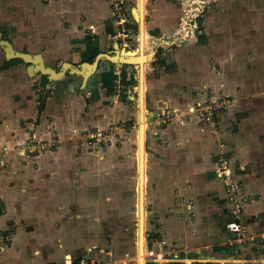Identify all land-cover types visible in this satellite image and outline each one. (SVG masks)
Here are the masks:
<instances>
[{"label": "crops", "instance_id": "0c3cea01", "mask_svg": "<svg viewBox=\"0 0 264 264\" xmlns=\"http://www.w3.org/2000/svg\"><path fill=\"white\" fill-rule=\"evenodd\" d=\"M16 1L0 0L5 10L12 3L17 4ZM27 1L20 0L16 17L4 13L9 30H13L9 35L11 40L0 30L14 48L40 52L44 62L51 65L65 60L75 64L91 61L103 52L99 47L102 38L97 33L110 32L113 25H120L107 0H35V10H31ZM258 1L259 6L245 4L246 9L253 6L255 10L247 17L249 22L240 35L237 29L242 27H231L235 19L230 16L235 8L227 11L230 19L227 21L213 13V18L218 15L220 18L213 21L211 30L207 27L211 15L204 16V34L202 25L195 26L194 20L190 23L181 17L175 33L189 40L184 50L195 57L187 59L178 70L166 71L149 81L154 107L176 109L169 123H160V134L153 142L157 154L156 207L161 205L155 209L163 216L162 229L183 250L180 254L166 251L161 260L152 259L155 262L151 264H264V0ZM236 2L239 1H227L233 3L229 4L231 7H236ZM191 3L188 0L187 4ZM219 3L218 8L225 2ZM203 15L189 19L195 18L201 24ZM196 33H202L205 38L194 45L192 39ZM226 37L228 41L223 42ZM114 42L122 50L115 40L104 51L113 52ZM8 60L0 46V264H70L66 257L83 250L74 253L71 244L61 237L59 232L65 227L60 221L66 215L68 228L81 214L85 216L84 212H77L76 199L70 195L76 194L75 173L70 171L75 155L57 148L55 133L49 134L51 98L47 89L42 101L45 89L39 96V86L40 80L45 87L47 83L55 86L60 98L61 92H68L69 96L79 77L82 86V78L78 74L69 78L66 73L61 79L44 82L43 74H28L27 63L22 59L5 62ZM104 63L119 65L107 59L99 60L84 85L93 79L99 83L107 75L110 68L102 67ZM104 78L109 80L107 76ZM222 96L227 97V102L216 130L201 116L187 111L197 99ZM59 98L53 103L63 99ZM70 105L65 113L72 109ZM52 117L50 124L58 127L59 111ZM44 133H48L47 138H53L55 144L51 147L55 149L49 146L41 150L32 145L35 136L43 138ZM221 153L228 155L239 194L253 199L242 210L241 220L249 239L240 251L225 244L229 204L225 202L223 180L216 172L217 155ZM60 183L63 188L68 187L66 193L61 194V186L59 191ZM174 198L179 200L178 205ZM79 204L84 206L82 202Z\"/></svg>", "mask_w": 264, "mask_h": 264}, {"label": "rangeland", "instance_id": "374dc122", "mask_svg": "<svg viewBox=\"0 0 264 264\" xmlns=\"http://www.w3.org/2000/svg\"><path fill=\"white\" fill-rule=\"evenodd\" d=\"M33 1L36 2L35 0L27 1L31 10H35ZM107 1L110 2L109 4L112 8H114L115 3L116 6H121V15L124 18L119 23L120 25H113L114 30L111 27L110 32H105L104 30L101 33H97L102 38L101 46L99 47L105 52L104 50L111 48L112 42L117 40L122 45V50L138 48V23L132 15V7L137 3V0ZM212 1H199L207 2V6L200 13V15H204L201 18V24H199L197 21L195 22V18L189 19L192 17L194 10L187 4L188 0H144V40L146 41L143 42V48L150 54L148 61L143 64L145 115L149 119L145 122L146 164L144 174L146 179L143 199V207L145 208L143 209L145 217L144 251L146 264L147 262H149L148 264L155 262L154 253L156 252H160L163 255L167 254V252L169 254H180L183 251L166 230L162 229L161 218L163 216L161 217L159 211L155 209H158L161 205L157 204L159 206L156 207L155 190L157 181L155 180V172L157 154L154 150L153 142L157 140V136L160 134V123H169L170 118L175 115L176 109L174 110L169 106L158 108V105H156L154 107L149 91V81L166 71L178 70L179 66L182 67V63V65H185L187 59L195 57L193 53H186L184 50V45L189 40L183 39L179 35L180 33H175L176 26H180L178 21L181 20V17H184L190 23L194 20L195 26L202 25L200 27L204 34L203 28L206 26L203 23L204 16L211 15L207 26L209 30L213 29V21L216 18H220L219 15L213 18V13L214 15L217 13L222 15L223 20L226 21L234 16L232 19L235 20L232 22L231 27H242L237 29L240 35L244 32L243 27L249 22L251 12L255 10L253 6L246 9L245 4L259 6L258 0H255V2L237 0L239 2H236V7L229 6V4L233 3H227L228 0H222L225 3L218 8L220 0ZM16 3H12L11 8L9 7L8 10H5L3 3L0 2V28L6 32L8 38L13 30H9L10 26L6 22L7 19L4 13L7 12L8 17H11V15L16 17L19 14L20 8H18V4H20V0L16 1ZM234 8V14L231 13L230 19L227 18L228 15L226 14L229 13L227 11H233ZM239 13L246 15L242 14L239 17ZM247 17L249 18L247 19ZM115 18V21L119 19L118 16ZM228 29L230 35V28ZM192 31L195 33V29ZM202 33L198 35L196 33V38L192 39L194 45L202 43L205 38ZM210 34L212 35V33ZM12 39L15 40L14 38ZM222 39L224 40V38ZM227 41L226 37L223 42ZM160 60L164 61L163 65L159 63ZM51 66L58 69L60 62H55ZM102 67L105 69L110 68L105 73L109 78L108 81H106L107 79L104 78L106 76H103L101 72L103 77H101L99 83L96 79H93L89 84L79 86L81 81L79 77L75 82V89L69 93V96L68 92L58 93L60 98L63 99L56 95L57 89L55 86L48 88L47 96L51 98L49 105L51 116H48V121H50L47 129L52 131L49 134L53 135L55 133L53 136L58 140L57 148L70 150V153L72 151L73 155H75V163L72 164L73 169L70 171L75 173L73 174L75 180L73 184L76 194L70 195H74L76 199L74 204H76L77 212L80 213L82 211L85 213L84 217L80 213L81 217H77L76 222L68 228L66 219H64L66 215H62L63 219H61L60 225L65 228H61L59 233L67 244H71L70 247L74 250V253L81 250L85 252L90 248L95 257V264H136L137 176L135 152L138 125V69L134 64H123L122 66L116 63H104ZM121 70L126 73L124 78L121 75ZM65 76H70L69 78H71L70 73ZM39 87L40 96L42 90L45 89V84L41 80ZM56 96L57 98L55 99ZM58 98L60 99L59 103L54 104L53 102L58 100ZM219 98L227 99L226 96ZM213 99L217 100L218 98ZM204 100L197 99L194 104L188 107L187 111L196 113L200 117V104L202 105ZM67 103L71 104L70 107L72 109L65 113L66 106H68ZM153 109L155 110L153 111ZM57 110L61 116L58 119V127L55 124H50L54 119L52 116L57 113ZM161 110L162 113H160ZM153 113L154 115L152 116ZM222 114L220 121L223 117ZM210 127L216 130L215 127L217 126L210 125ZM47 134L44 133L43 138L35 136V143L41 146V150L49 149V146L51 147L55 144L53 138L46 137ZM67 151L64 154L67 155ZM60 186L61 194H63V191L65 193L68 191V187L63 188L62 183L59 184V191ZM66 195L64 194V197ZM239 195L248 197L243 194ZM79 202L84 203V206L81 207ZM173 202L178 205L179 200L174 198ZM82 252L72 255L73 257L71 256V258ZM152 259L154 260L151 261Z\"/></svg>", "mask_w": 264, "mask_h": 264}, {"label": "built area", "instance_id": "2783aa9c", "mask_svg": "<svg viewBox=\"0 0 264 264\" xmlns=\"http://www.w3.org/2000/svg\"><path fill=\"white\" fill-rule=\"evenodd\" d=\"M199 1L200 0H192V3L190 4V6L192 7L191 9L194 10L192 17H196L200 15V13L205 8L206 3ZM113 11L115 15L119 17V19H117L118 22H121V20H123L124 18V16L121 15L122 14L121 6H116L115 3ZM226 102H227L226 98H218L217 100L210 98L208 100H204L202 105L200 104L201 117L210 125H214L218 127L220 125L222 109L224 104H226ZM32 145H34L35 147L39 146L34 141L32 142ZM216 161H217L216 172L217 175L220 176L223 180L225 194H226L225 201L229 204V218L225 222V228H226L225 244L231 249L240 251L242 250V246H244L245 241L249 239V236L247 235L246 229L241 220L242 210L244 206L247 203L252 202L253 199L251 197L239 195L237 183L233 180L231 165L228 160V155L225 153L220 154ZM262 248L264 249V243L262 245ZM163 255L160 252H156L154 253V258L160 259L163 258ZM66 260H69L70 264L96 263L95 257L90 251V248L89 250L82 252L81 254H78L74 258L66 257Z\"/></svg>", "mask_w": 264, "mask_h": 264}, {"label": "water", "instance_id": "95a60500", "mask_svg": "<svg viewBox=\"0 0 264 264\" xmlns=\"http://www.w3.org/2000/svg\"><path fill=\"white\" fill-rule=\"evenodd\" d=\"M140 1L141 0H139V2ZM132 15L134 16L133 10H132ZM143 32H144V20H139L138 21V47L142 45L141 38L143 37ZM0 46L3 50V54L6 59L20 58L24 62L27 63L28 74L32 75L35 73H40V74L46 75L48 80L61 79V77L65 75L66 73L78 74L82 78V85H84L88 76L96 70L99 60L107 59L112 62H117L119 65L134 64L135 66H137L138 91L140 90L139 88L143 85V81L141 79V73H142L141 70H143L144 67L142 65L143 68L141 69V64H144V63H141L139 60L138 61L129 60L130 55H127L126 53L129 50H124L125 54H117L120 51L117 42H114L115 50L113 52H99L94 56V58L91 61H81L76 64L65 60L61 62L58 69L45 63L43 56L41 55L40 52L30 53L27 51H22V50H18L14 48L11 41L3 35L1 30H0ZM135 56L138 57L137 54ZM142 62H145V61H142ZM49 87L50 85L49 83H47L45 90L42 92V95H43L42 101H44L47 89Z\"/></svg>", "mask_w": 264, "mask_h": 264}, {"label": "bare ground", "instance_id": "6f19581e", "mask_svg": "<svg viewBox=\"0 0 264 264\" xmlns=\"http://www.w3.org/2000/svg\"><path fill=\"white\" fill-rule=\"evenodd\" d=\"M134 18L139 21L143 20L144 16V0H137V3L132 7ZM138 38V37H137ZM141 38V37H140ZM145 38V32H143L142 39V45L140 47H136L134 50H129L127 55H130L129 60L132 61H140L141 63H144L142 61H148L150 58V54L146 52L143 48V42ZM146 48V47H145ZM117 54H125L124 50H120ZM138 55L136 57L135 55ZM143 64H141V69ZM137 67V66H136ZM141 79L144 80V72L141 70ZM144 82V81H143ZM145 85V84H144ZM143 85L139 88L138 91V126L136 131V142H137V148H136V176H137V183H136V189H137V255H136V264H146L145 260V251H144V207H143V199H144V185H145V156H146V149H145V105H144V92H143ZM145 201V200H144ZM144 208V209H143ZM187 260V259H186Z\"/></svg>", "mask_w": 264, "mask_h": 264}, {"label": "trees", "instance_id": "16d2710c", "mask_svg": "<svg viewBox=\"0 0 264 264\" xmlns=\"http://www.w3.org/2000/svg\"><path fill=\"white\" fill-rule=\"evenodd\" d=\"M15 61H21V59L20 58H13V59H10V60L5 61V62L9 63V62H15ZM159 63L163 65L164 61L160 60ZM125 74H126L125 71L121 70V75L123 78L125 77ZM42 77H43V81L46 82L47 81L46 75H42Z\"/></svg>", "mask_w": 264, "mask_h": 264}]
</instances>
